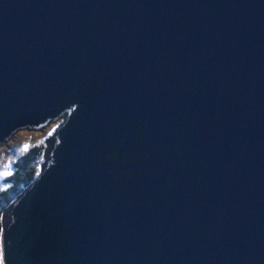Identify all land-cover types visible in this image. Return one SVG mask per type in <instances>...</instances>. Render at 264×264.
<instances>
[{
    "label": "water",
    "instance_id": "1",
    "mask_svg": "<svg viewBox=\"0 0 264 264\" xmlns=\"http://www.w3.org/2000/svg\"><path fill=\"white\" fill-rule=\"evenodd\" d=\"M51 121L4 264H264V0H0V144Z\"/></svg>",
    "mask_w": 264,
    "mask_h": 264
},
{
    "label": "trees",
    "instance_id": "2",
    "mask_svg": "<svg viewBox=\"0 0 264 264\" xmlns=\"http://www.w3.org/2000/svg\"><path fill=\"white\" fill-rule=\"evenodd\" d=\"M42 143L36 141L22 148L9 161L10 168L0 178V208L16 193L34 174L40 158Z\"/></svg>",
    "mask_w": 264,
    "mask_h": 264
},
{
    "label": "rangeland",
    "instance_id": "3",
    "mask_svg": "<svg viewBox=\"0 0 264 264\" xmlns=\"http://www.w3.org/2000/svg\"><path fill=\"white\" fill-rule=\"evenodd\" d=\"M57 121L46 123L41 128H19L11 132L3 139V144H0V178L7 172L9 168L3 167L8 165L10 159L17 154L24 145H29L36 141H41L48 135Z\"/></svg>",
    "mask_w": 264,
    "mask_h": 264
},
{
    "label": "snow or ice",
    "instance_id": "4",
    "mask_svg": "<svg viewBox=\"0 0 264 264\" xmlns=\"http://www.w3.org/2000/svg\"><path fill=\"white\" fill-rule=\"evenodd\" d=\"M27 148H28V145H24V149H27ZM3 167L10 168V164L4 165ZM6 174L10 175L11 173L9 172V173H6ZM0 264H4V259H3L2 254H0Z\"/></svg>",
    "mask_w": 264,
    "mask_h": 264
}]
</instances>
